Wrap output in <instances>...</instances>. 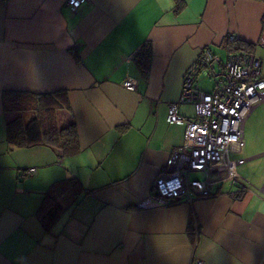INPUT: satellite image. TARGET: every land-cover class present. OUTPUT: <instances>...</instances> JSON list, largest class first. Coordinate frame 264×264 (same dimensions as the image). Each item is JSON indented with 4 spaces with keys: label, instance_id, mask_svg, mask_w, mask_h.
Wrapping results in <instances>:
<instances>
[{
    "label": "crops",
    "instance_id": "obj_1",
    "mask_svg": "<svg viewBox=\"0 0 264 264\" xmlns=\"http://www.w3.org/2000/svg\"><path fill=\"white\" fill-rule=\"evenodd\" d=\"M65 2L0 0V264H264V102L245 121V156L232 159L238 182L224 179L191 203L137 207L183 144L167 110L178 103L194 116L179 99L201 49L226 59L225 36L235 33L264 73V0H182L178 11L174 0H86L76 11ZM144 43L149 54L138 53ZM8 89H65L71 110L57 120L75 124L80 152L9 145L6 124L19 113L3 111ZM28 168L35 174L20 179ZM70 176L87 192L47 230L37 209Z\"/></svg>",
    "mask_w": 264,
    "mask_h": 264
},
{
    "label": "built area",
    "instance_id": "obj_2",
    "mask_svg": "<svg viewBox=\"0 0 264 264\" xmlns=\"http://www.w3.org/2000/svg\"><path fill=\"white\" fill-rule=\"evenodd\" d=\"M85 2L66 0L65 4L76 11ZM225 37L227 43H239L235 33H228ZM257 45L264 48V31ZM226 49V59H222L210 47H203L185 70L179 102L191 104L194 116L180 115L178 103L169 105L167 121L183 125V144L171 152L166 171L156 177L149 195L137 202L139 209L153 210L178 202L191 203L212 196L210 187L224 179L228 178L232 183L239 181L234 172L237 161H233L230 155L243 148L245 121L252 110L264 102V73L261 60L254 51L229 45ZM200 76L212 79L210 91L199 87ZM124 86L135 89L131 79L125 80ZM35 172V168H28L18 177L23 179ZM197 172L204 178L194 177Z\"/></svg>",
    "mask_w": 264,
    "mask_h": 264
},
{
    "label": "trees",
    "instance_id": "obj_3",
    "mask_svg": "<svg viewBox=\"0 0 264 264\" xmlns=\"http://www.w3.org/2000/svg\"><path fill=\"white\" fill-rule=\"evenodd\" d=\"M174 10L182 7V0H174ZM225 46L243 48L254 51L250 44L242 41L227 43ZM150 53V43H144L138 51ZM136 60V54H135ZM142 70L147 69L146 56L140 61ZM2 107L5 113L18 112L19 115L6 124V140L11 146L32 147L37 145L57 149L62 156L69 157L80 152L78 133L74 123L67 122L62 113L63 120H57L59 110L70 113L67 91L59 89L49 93H32L22 90L2 91ZM61 113V112H60ZM87 192L76 176L54 182L45 192L36 215L45 229L49 230L67 210L66 203L77 204L80 197ZM69 195V196H68ZM191 223L192 220H190ZM189 222V223H190ZM187 233L194 238L195 229L190 225Z\"/></svg>",
    "mask_w": 264,
    "mask_h": 264
},
{
    "label": "rangeland",
    "instance_id": "obj_4",
    "mask_svg": "<svg viewBox=\"0 0 264 264\" xmlns=\"http://www.w3.org/2000/svg\"><path fill=\"white\" fill-rule=\"evenodd\" d=\"M199 83H200L201 87H203V89H205L207 91H209L211 89L212 83L208 79L200 78ZM244 142H246L247 145H251L248 141L245 140V138H244ZM243 156H245V148H243L242 152L239 154L232 153L230 155L231 159H235V158L243 157ZM240 170H241V168H240Z\"/></svg>",
    "mask_w": 264,
    "mask_h": 264
}]
</instances>
